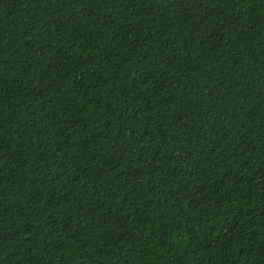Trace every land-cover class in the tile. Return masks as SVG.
<instances>
[{"label":"trees","instance_id":"16d2710c","mask_svg":"<svg viewBox=\"0 0 264 264\" xmlns=\"http://www.w3.org/2000/svg\"><path fill=\"white\" fill-rule=\"evenodd\" d=\"M0 264H264V0H0Z\"/></svg>","mask_w":264,"mask_h":264}]
</instances>
